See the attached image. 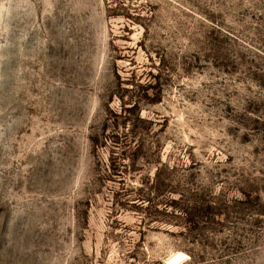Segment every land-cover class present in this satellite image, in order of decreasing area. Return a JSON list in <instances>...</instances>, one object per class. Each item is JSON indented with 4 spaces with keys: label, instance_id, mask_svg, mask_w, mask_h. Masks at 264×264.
<instances>
[{
    "label": "rangeland",
    "instance_id": "obj_1",
    "mask_svg": "<svg viewBox=\"0 0 264 264\" xmlns=\"http://www.w3.org/2000/svg\"><path fill=\"white\" fill-rule=\"evenodd\" d=\"M0 264H264V0H0Z\"/></svg>",
    "mask_w": 264,
    "mask_h": 264
}]
</instances>
